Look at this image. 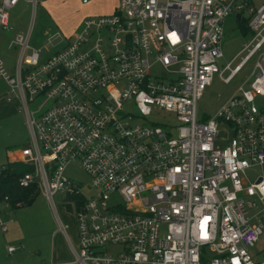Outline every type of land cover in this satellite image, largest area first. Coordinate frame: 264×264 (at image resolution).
<instances>
[{"label": "built area", "instance_id": "2783aa9c", "mask_svg": "<svg viewBox=\"0 0 264 264\" xmlns=\"http://www.w3.org/2000/svg\"><path fill=\"white\" fill-rule=\"evenodd\" d=\"M20 1L0 0V34ZM238 13L254 34L232 69L219 61ZM82 27L44 59L31 30L17 34L12 73L0 57L31 132L18 183H37L53 205L60 193L76 220L72 258L51 264H264L250 251L264 233V0H119ZM254 58L251 76L199 120L215 74L230 70V82ZM76 164L88 185L66 175ZM114 194L122 201L109 204ZM0 204L4 233L14 206L1 191Z\"/></svg>", "mask_w": 264, "mask_h": 264}, {"label": "rangeland", "instance_id": "374dc122", "mask_svg": "<svg viewBox=\"0 0 264 264\" xmlns=\"http://www.w3.org/2000/svg\"><path fill=\"white\" fill-rule=\"evenodd\" d=\"M262 1L256 0V4L260 5ZM85 11L82 0H38L36 4L29 0H21L11 10L12 29L4 30L0 34V57L7 64L9 72H13L20 53L19 47L11 44L17 34H27L31 30L29 45L31 49L39 51L40 59H44L64 47L68 39H73L83 29V22L93 17L87 15V18L81 19ZM245 16L248 18L247 14ZM80 19L83 21L79 26ZM225 27L223 57L219 63L222 66L231 62L230 66L234 69L246 55V51L242 52V50L251 39V32L245 33L235 16L227 20ZM254 63L255 58L249 61L230 82L222 80V76L226 78L230 70H226L222 76L215 74L212 83L198 101L199 120L219 110L237 88L251 76ZM10 91L11 88L6 81L0 79V171L5 164L9 163V151L31 142V132L26 113L21 109L20 98L11 92L13 96L9 99ZM30 106L32 108L34 105ZM126 109L132 113L136 112L133 105L127 106ZM19 114L25 123L24 126L20 124ZM13 169L21 172L23 166ZM255 170L248 171L252 180L258 174ZM65 173L81 184L88 185L90 182L89 176L78 164L69 166ZM63 200L64 198L58 193L54 196L55 204L53 205L40 188L31 204L9 211L8 217L12 221L9 223L8 230L0 233V264H51L64 261H52V259L54 254L71 252L67 235L74 245H77L78 232L74 213L67 208ZM120 201H122L120 196L115 194L107 198L109 204ZM0 208L2 209L1 204ZM3 216L6 217L5 214ZM259 219L264 221V214H259ZM61 224L65 225L66 232L62 230ZM59 240H61L60 245ZM263 244L264 233L250 248L251 253L259 254L264 248ZM11 246L15 248L13 252L8 251V247ZM260 254L264 256V251Z\"/></svg>", "mask_w": 264, "mask_h": 264}, {"label": "trees", "instance_id": "16d2710c", "mask_svg": "<svg viewBox=\"0 0 264 264\" xmlns=\"http://www.w3.org/2000/svg\"><path fill=\"white\" fill-rule=\"evenodd\" d=\"M237 21L245 33H248L249 31L251 32L252 37L254 32L248 26V20L242 21L237 19ZM20 175V173L8 165H5L0 173V191L3 197H9L14 209L17 208L15 207V203L18 201H22L24 203L23 206L31 204L39 192V187L35 182L30 184L28 187H21L18 183Z\"/></svg>", "mask_w": 264, "mask_h": 264}, {"label": "crops", "instance_id": "0c3cea01", "mask_svg": "<svg viewBox=\"0 0 264 264\" xmlns=\"http://www.w3.org/2000/svg\"><path fill=\"white\" fill-rule=\"evenodd\" d=\"M82 4H83L84 8H86V11L84 12V14L81 15V17H82L81 19L84 20L85 18H87V15L100 16V15H110V14L115 13L117 10L119 1L118 0H90L88 3L82 2ZM81 19H80L79 26L81 25V22L83 21V20L81 21ZM68 41H69V39H68ZM19 119H20V124L24 126L25 123H24L22 117L20 116V114H19ZM19 149L20 148H15V149H12L11 151L8 152V160H9L8 166L11 167L12 169L14 167L23 166V170H25L26 166L21 161L18 160ZM5 165H7V164H5ZM260 209H261V206H260ZM260 214H264V212L262 211ZM260 221L264 225V221H262V220H260ZM60 243H61V240H59V245H60ZM263 251H264V248L262 250H260L259 254L254 255V257L258 260H264V256H262L263 254H260ZM52 252L54 253V250H52ZM53 258L54 259H52V261H54V260L68 261L72 258V252H69L67 254H65V253H59L58 254L57 253V254H54Z\"/></svg>", "mask_w": 264, "mask_h": 264}, {"label": "water", "instance_id": "95a60500", "mask_svg": "<svg viewBox=\"0 0 264 264\" xmlns=\"http://www.w3.org/2000/svg\"><path fill=\"white\" fill-rule=\"evenodd\" d=\"M241 16H240V14L238 13L237 15H236V18L237 19H239Z\"/></svg>", "mask_w": 264, "mask_h": 264}]
</instances>
